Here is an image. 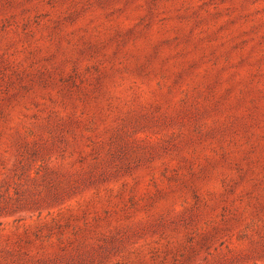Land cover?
<instances>
[{"label":"rangeland","instance_id":"374dc122","mask_svg":"<svg viewBox=\"0 0 264 264\" xmlns=\"http://www.w3.org/2000/svg\"><path fill=\"white\" fill-rule=\"evenodd\" d=\"M0 264H264V0H0Z\"/></svg>","mask_w":264,"mask_h":264}]
</instances>
